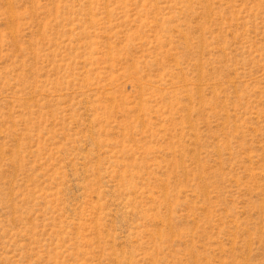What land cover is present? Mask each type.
<instances>
[{
    "label": "rangeland",
    "instance_id": "1",
    "mask_svg": "<svg viewBox=\"0 0 264 264\" xmlns=\"http://www.w3.org/2000/svg\"><path fill=\"white\" fill-rule=\"evenodd\" d=\"M0 264H264V0H0Z\"/></svg>",
    "mask_w": 264,
    "mask_h": 264
}]
</instances>
